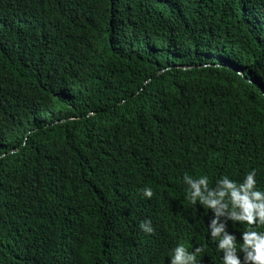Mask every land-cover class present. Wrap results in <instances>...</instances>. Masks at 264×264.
Returning <instances> with one entry per match:
<instances>
[{
  "label": "trees",
  "instance_id": "16d2710c",
  "mask_svg": "<svg viewBox=\"0 0 264 264\" xmlns=\"http://www.w3.org/2000/svg\"><path fill=\"white\" fill-rule=\"evenodd\" d=\"M249 171L264 0H0V264H221L183 177Z\"/></svg>",
  "mask_w": 264,
  "mask_h": 264
},
{
  "label": "clouds",
  "instance_id": "9594fccd",
  "mask_svg": "<svg viewBox=\"0 0 264 264\" xmlns=\"http://www.w3.org/2000/svg\"><path fill=\"white\" fill-rule=\"evenodd\" d=\"M183 183L190 204L198 203L213 212L208 232L209 238L215 241L222 253L221 264H264V189L257 187L255 172H247L241 181L222 176L212 188L209 187L208 177L203 175L194 179L186 174ZM142 195L151 198L153 192L144 188ZM220 216L246 226L240 233V244H237L234 233H229L223 223H218ZM140 227L145 233L152 232L147 224ZM202 251L200 247L188 251L185 244H177L171 250L168 264H196Z\"/></svg>",
  "mask_w": 264,
  "mask_h": 264
}]
</instances>
